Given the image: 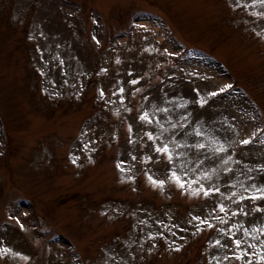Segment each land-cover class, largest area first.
Listing matches in <instances>:
<instances>
[{
  "label": "rangeland",
  "instance_id": "1",
  "mask_svg": "<svg viewBox=\"0 0 264 264\" xmlns=\"http://www.w3.org/2000/svg\"><path fill=\"white\" fill-rule=\"evenodd\" d=\"M0 264H264V0H0Z\"/></svg>",
  "mask_w": 264,
  "mask_h": 264
},
{
  "label": "snow or ice",
  "instance_id": "2",
  "mask_svg": "<svg viewBox=\"0 0 264 264\" xmlns=\"http://www.w3.org/2000/svg\"><path fill=\"white\" fill-rule=\"evenodd\" d=\"M245 143H247V141H245ZM160 183H163V182H160ZM236 244L239 245L240 241H236Z\"/></svg>",
  "mask_w": 264,
  "mask_h": 264
}]
</instances>
